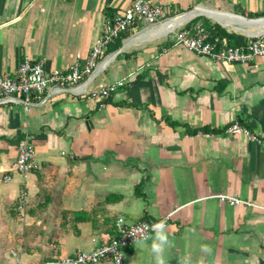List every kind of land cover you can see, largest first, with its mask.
I'll return each instance as SVG.
<instances>
[{
    "label": "crops",
    "instance_id": "0c3cea01",
    "mask_svg": "<svg viewBox=\"0 0 264 264\" xmlns=\"http://www.w3.org/2000/svg\"><path fill=\"white\" fill-rule=\"evenodd\" d=\"M134 1L0 0V77H14L25 58L43 61L47 73L85 63L105 20ZM150 1L171 17L200 9L188 27L238 46L264 31V21L236 17L264 18V0ZM152 27L137 25L101 57L115 55L90 90L129 81L105 107L71 91L44 93L29 112L0 105V264L92 250L113 238L119 218L167 217L165 264H264V148L225 133L239 122L264 137V58L221 64L177 45L174 34L146 35ZM27 138L40 169L4 182ZM222 194L256 207L228 205ZM154 236L127 249L123 264H155Z\"/></svg>",
    "mask_w": 264,
    "mask_h": 264
},
{
    "label": "built area",
    "instance_id": "2783aa9c",
    "mask_svg": "<svg viewBox=\"0 0 264 264\" xmlns=\"http://www.w3.org/2000/svg\"><path fill=\"white\" fill-rule=\"evenodd\" d=\"M178 16L180 15L171 17L169 8L155 5L150 0H136L123 14L105 20L103 32L85 63L76 62L67 72L55 70L47 73L43 61L33 62L29 58H25L14 77H0V105H20L29 112L34 106L43 102L44 93L60 96L71 91L83 98L99 101L105 107L111 96L129 82L127 79H123L112 85H99L98 88L90 90V84L99 76L103 67L115 57L113 54L100 61L109 46L137 25L156 27ZM188 23L189 21L167 35L174 34L176 44L189 52L221 64L252 65L257 59L264 58L263 30L245 47L229 46L224 38H212L204 26L188 27ZM225 133L229 136L244 135L251 143L264 148V137L251 132L239 122L232 123ZM39 169L40 164L36 158V150L27 138L19 145L13 174L5 176L3 179L4 182H9L16 174L26 181L29 175ZM216 198L231 206L256 207V205L235 196L222 194L217 195ZM27 202L28 195L22 188L18 198V210L22 212ZM168 219L169 217L153 222L129 224L125 219L119 218L115 223L113 238L104 245L92 250L79 249L70 255L55 256L40 263H25L18 260L16 264H99L102 262L123 264L126 250L138 242L148 241L155 233L153 231L155 224L164 221L167 227Z\"/></svg>",
    "mask_w": 264,
    "mask_h": 264
},
{
    "label": "clouds",
    "instance_id": "9594fccd",
    "mask_svg": "<svg viewBox=\"0 0 264 264\" xmlns=\"http://www.w3.org/2000/svg\"><path fill=\"white\" fill-rule=\"evenodd\" d=\"M165 228L166 224L164 221H161L153 226L155 236L152 240L151 251L155 256V264H165L163 253L165 250V246L169 243ZM202 248L207 251L206 245L202 246ZM183 264H188V261L185 260Z\"/></svg>",
    "mask_w": 264,
    "mask_h": 264
},
{
    "label": "bare ground",
    "instance_id": "6f19581e",
    "mask_svg": "<svg viewBox=\"0 0 264 264\" xmlns=\"http://www.w3.org/2000/svg\"><path fill=\"white\" fill-rule=\"evenodd\" d=\"M199 12V11H198ZM195 13H190L174 18L162 25L146 30L145 34L151 37L165 36L166 34L178 29L181 25L189 21ZM221 19V18H220Z\"/></svg>",
    "mask_w": 264,
    "mask_h": 264
},
{
    "label": "trees",
    "instance_id": "16d2710c",
    "mask_svg": "<svg viewBox=\"0 0 264 264\" xmlns=\"http://www.w3.org/2000/svg\"><path fill=\"white\" fill-rule=\"evenodd\" d=\"M209 32H212L211 29H209ZM220 32H212L211 33V37L212 38H216V37H220ZM226 39V38H225ZM227 41V40H226ZM228 45L229 46H238L236 43H232V42H229V40L227 41ZM122 47V39H119L115 44L114 46L112 47V50H118ZM109 200V199H108ZM77 220H82V221H85V220H88V217H82V218H77Z\"/></svg>",
    "mask_w": 264,
    "mask_h": 264
},
{
    "label": "water",
    "instance_id": "95a60500",
    "mask_svg": "<svg viewBox=\"0 0 264 264\" xmlns=\"http://www.w3.org/2000/svg\"><path fill=\"white\" fill-rule=\"evenodd\" d=\"M200 9H198V8H196V9H194L193 11H191V12H188V13H184V14H181L180 16H182V15H186V14H190V13H195V12H198ZM222 14V13H221ZM197 16H199V13H196V14H194V16L191 18V19H194V18H196ZM179 17V16H178ZM237 18H239V19H241V20H244V21H249V22H259V23H261V22H263L264 21V18H261V19H257V20H246L245 18H243V17H239V16H236Z\"/></svg>",
    "mask_w": 264,
    "mask_h": 264
},
{
    "label": "rangeland",
    "instance_id": "374dc122",
    "mask_svg": "<svg viewBox=\"0 0 264 264\" xmlns=\"http://www.w3.org/2000/svg\"><path fill=\"white\" fill-rule=\"evenodd\" d=\"M12 245H16V242H18L16 239H13L12 240ZM15 249H13L12 247L10 248V251H9V256H8V259L10 260L11 258H14V256H13V254H12V252L14 251ZM8 264H13V262H11V261H9V263Z\"/></svg>",
    "mask_w": 264,
    "mask_h": 264
}]
</instances>
